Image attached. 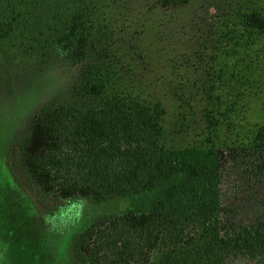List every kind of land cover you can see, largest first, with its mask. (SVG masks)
<instances>
[{
  "label": "trees",
  "instance_id": "obj_1",
  "mask_svg": "<svg viewBox=\"0 0 264 264\" xmlns=\"http://www.w3.org/2000/svg\"><path fill=\"white\" fill-rule=\"evenodd\" d=\"M218 1L200 41L164 54L188 0H0L2 64L78 69L8 151L11 175L72 222L131 201L79 225L61 264H264V209L230 219L223 194L264 207V0Z\"/></svg>",
  "mask_w": 264,
  "mask_h": 264
},
{
  "label": "rangeland",
  "instance_id": "obj_2",
  "mask_svg": "<svg viewBox=\"0 0 264 264\" xmlns=\"http://www.w3.org/2000/svg\"><path fill=\"white\" fill-rule=\"evenodd\" d=\"M219 2L216 0L214 5V0H188L184 10L176 11L177 15L170 22V26L161 29L163 35L158 47L159 52L165 54L178 47L184 49L190 44V37L195 29L196 43L200 41L197 31L206 21L198 19V16L215 13L217 15L216 7L220 8ZM210 4L216 7L211 8ZM194 18L196 24L191 23ZM50 69L53 68H14L0 62V96L15 101L14 107L0 109V264H61L66 261L64 255L72 233L85 220L131 208L130 200L115 199L97 206L84 207V211L75 216L76 222H72L68 214L70 207L37 200L30 191L25 192L17 178L11 175L6 160L7 153L14 144L16 146V143L19 144L20 140L26 137L31 119L52 105L64 103L62 96L65 93L45 106H37L33 109L27 126L17 131L16 108L21 112L29 110L32 94L47 77ZM232 176L229 171L225 172V178L231 179ZM223 190L225 197H228L229 193L233 194L234 204L229 209V214L233 216L230 219L240 213H243L240 217L245 218L247 215L249 218L253 213H257V209L258 212L264 209L263 204L258 201L249 206L253 207L251 209L243 204V196L239 192L243 189L237 190L234 185H225ZM261 190L260 196H263L264 201V185ZM27 193L29 195H26ZM228 264L248 263L242 259H233Z\"/></svg>",
  "mask_w": 264,
  "mask_h": 264
},
{
  "label": "clouds",
  "instance_id": "obj_3",
  "mask_svg": "<svg viewBox=\"0 0 264 264\" xmlns=\"http://www.w3.org/2000/svg\"><path fill=\"white\" fill-rule=\"evenodd\" d=\"M77 71L78 69L72 65L50 69L47 77L41 81L38 89L32 94L29 110L21 112L19 108H16L17 131L27 126L29 117L33 115V109L37 106H45L53 99L69 92ZM14 106L15 101L0 96V109Z\"/></svg>",
  "mask_w": 264,
  "mask_h": 264
}]
</instances>
